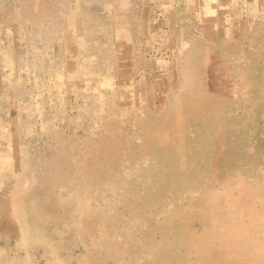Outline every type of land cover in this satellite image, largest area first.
<instances>
[{
	"label": "rangeland",
	"instance_id": "1",
	"mask_svg": "<svg viewBox=\"0 0 264 264\" xmlns=\"http://www.w3.org/2000/svg\"><path fill=\"white\" fill-rule=\"evenodd\" d=\"M263 239L264 0H0V264Z\"/></svg>",
	"mask_w": 264,
	"mask_h": 264
},
{
	"label": "bare ground",
	"instance_id": "2",
	"mask_svg": "<svg viewBox=\"0 0 264 264\" xmlns=\"http://www.w3.org/2000/svg\"><path fill=\"white\" fill-rule=\"evenodd\" d=\"M207 11V10H206ZM10 63V62H9ZM216 196V195H215ZM216 198V197H215ZM228 214V213H227ZM240 217V216H239ZM225 219V218H224ZM241 227V226H240ZM238 230V229H237ZM255 230V229H254ZM252 231V230H251ZM261 231V230H260ZM236 233V232H235ZM246 233V232H245ZM244 233V234H245ZM252 233V232H251ZM260 233V232H259ZM235 235V234H234ZM257 235V234H256ZM262 238V237H261ZM264 240V239H263ZM244 242V241H243ZM259 242V241H258ZM257 245V244H256ZM254 246V245H253Z\"/></svg>",
	"mask_w": 264,
	"mask_h": 264
}]
</instances>
